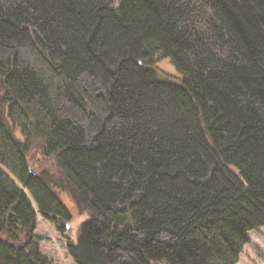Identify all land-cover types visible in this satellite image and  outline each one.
Wrapping results in <instances>:
<instances>
[{
    "label": "trees",
    "instance_id": "16d2710c",
    "mask_svg": "<svg viewBox=\"0 0 264 264\" xmlns=\"http://www.w3.org/2000/svg\"><path fill=\"white\" fill-rule=\"evenodd\" d=\"M67 186L77 264H238L264 226V0H0V264H53L35 231L66 230Z\"/></svg>",
    "mask_w": 264,
    "mask_h": 264
},
{
    "label": "rangeland",
    "instance_id": "374dc122",
    "mask_svg": "<svg viewBox=\"0 0 264 264\" xmlns=\"http://www.w3.org/2000/svg\"><path fill=\"white\" fill-rule=\"evenodd\" d=\"M167 72L171 73V77H176L177 69L168 59L160 64ZM17 136L22 137L19 129L15 130ZM39 154L36 158H40ZM49 165L52 166L53 172L57 173L58 181L61 184L67 185L64 176L59 172L58 167L55 165L54 159H48ZM32 166L36 165L37 161L32 160ZM40 170V168H39ZM61 199L67 205L70 213L71 220L70 228L60 231L54 222L46 221L43 219L38 220L36 235H38V242L40 245L41 254L45 255L48 259L53 261V264H77L74 259L69 255L67 250V241L71 238L77 240L80 231V225L83 221L88 220L91 215L89 212H81L71 196L70 189L67 187L56 188ZM61 224V223H60ZM250 242L246 244L245 250L238 264H264V226L258 230L250 232Z\"/></svg>",
    "mask_w": 264,
    "mask_h": 264
},
{
    "label": "water",
    "instance_id": "95a60500",
    "mask_svg": "<svg viewBox=\"0 0 264 264\" xmlns=\"http://www.w3.org/2000/svg\"><path fill=\"white\" fill-rule=\"evenodd\" d=\"M70 224H67V226H69Z\"/></svg>",
    "mask_w": 264,
    "mask_h": 264
}]
</instances>
